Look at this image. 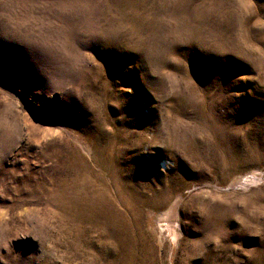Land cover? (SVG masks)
Returning a JSON list of instances; mask_svg holds the SVG:
<instances>
[{"label":"rangeland","instance_id":"obj_1","mask_svg":"<svg viewBox=\"0 0 264 264\" xmlns=\"http://www.w3.org/2000/svg\"><path fill=\"white\" fill-rule=\"evenodd\" d=\"M0 264H264V0H0Z\"/></svg>","mask_w":264,"mask_h":264}]
</instances>
